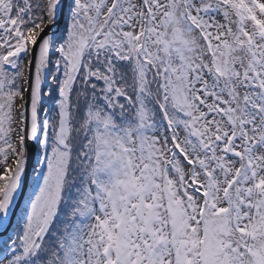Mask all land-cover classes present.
Masks as SVG:
<instances>
[{
  "label": "snow or ice",
  "instance_id": "snow-or-ice-1",
  "mask_svg": "<svg viewBox=\"0 0 264 264\" xmlns=\"http://www.w3.org/2000/svg\"><path fill=\"white\" fill-rule=\"evenodd\" d=\"M0 264H264V0H0Z\"/></svg>",
  "mask_w": 264,
  "mask_h": 264
}]
</instances>
